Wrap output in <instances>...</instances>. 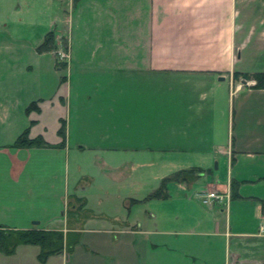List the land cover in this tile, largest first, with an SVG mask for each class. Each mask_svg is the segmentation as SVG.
<instances>
[{
	"label": "crops",
	"instance_id": "0c3cea01",
	"mask_svg": "<svg viewBox=\"0 0 264 264\" xmlns=\"http://www.w3.org/2000/svg\"><path fill=\"white\" fill-rule=\"evenodd\" d=\"M69 5L78 52L74 36L57 34L66 74L51 95L0 71V224L80 240L46 263L40 246L21 244L0 264H264V89L234 77L264 54V0ZM32 102L39 111L27 114ZM63 120L64 146L11 147L28 127L62 143ZM71 153L74 185L70 193L68 177L63 194L53 173L64 156L70 173ZM85 153L89 171L78 163ZM190 169L188 182L168 184V199L145 200ZM206 190L225 198L204 202Z\"/></svg>",
	"mask_w": 264,
	"mask_h": 264
},
{
	"label": "rangeland",
	"instance_id": "374dc122",
	"mask_svg": "<svg viewBox=\"0 0 264 264\" xmlns=\"http://www.w3.org/2000/svg\"><path fill=\"white\" fill-rule=\"evenodd\" d=\"M69 2L70 0H0L1 74L8 75L13 70L17 71L18 76L13 78L16 80V84L26 81L25 84L41 88L46 95L53 93V88L58 85L57 80H60V77L66 74V70L58 71L54 55L58 54L62 58L61 53H68L66 39L60 42L61 38L57 39V34L65 36L67 39H71L74 36L73 51L74 53L75 51L78 52V41H76L78 22L76 13L71 14L74 21L73 18L70 20L68 18L70 11ZM49 32H54L56 36L54 53L50 51L39 52L38 47L43 43L46 34ZM250 43V48L254 49L255 40H250ZM252 58L251 53L248 56L249 61L246 63V67L249 69L247 70L249 71L248 73L264 71V54L259 57L257 62H252ZM4 79L8 81L10 78L5 77ZM91 159V155L85 153L79 156L78 163L83 170L89 171ZM58 167L59 173H53L55 185L58 186L62 183L64 194L68 190H66L64 181L68 183L69 177L68 191L72 193L74 185L72 153L70 155V173L68 174L67 170V156L63 157L62 164L58 165ZM45 183L46 178L44 177L40 180V184L45 185ZM68 209L70 210L69 214H72L71 205Z\"/></svg>",
	"mask_w": 264,
	"mask_h": 264
},
{
	"label": "trees",
	"instance_id": "16d2710c",
	"mask_svg": "<svg viewBox=\"0 0 264 264\" xmlns=\"http://www.w3.org/2000/svg\"><path fill=\"white\" fill-rule=\"evenodd\" d=\"M56 48V36L54 32L46 34L43 43L38 47L39 52L52 51ZM243 77L246 80H253L255 84L251 86L254 89H264V72L241 73L235 72L234 77ZM39 111L37 102H32L26 108V113L31 111ZM34 122H31V125ZM59 135L63 137V142L58 145L48 143L42 136L30 137V127L26 128L14 141L11 147L14 148H31V147H61L64 146L65 139V122L62 121V127ZM195 173L194 169L183 170L172 173L162 179L160 186L145 198L152 199H168V184L170 182H188ZM232 199L239 198L238 184L232 183ZM264 203V202H263ZM79 232H71L65 234L58 229H14L0 224V252L6 255L15 253L16 248L21 244H32L40 246L41 250L38 259L41 263H46L52 255L61 254L63 252L72 253L75 246L79 243Z\"/></svg>",
	"mask_w": 264,
	"mask_h": 264
},
{
	"label": "built area",
	"instance_id": "2783aa9c",
	"mask_svg": "<svg viewBox=\"0 0 264 264\" xmlns=\"http://www.w3.org/2000/svg\"><path fill=\"white\" fill-rule=\"evenodd\" d=\"M67 56V53H61V57ZM204 202H208L210 199L224 200L225 195L218 191L206 190L203 192Z\"/></svg>",
	"mask_w": 264,
	"mask_h": 264
},
{
	"label": "water",
	"instance_id": "95a60500",
	"mask_svg": "<svg viewBox=\"0 0 264 264\" xmlns=\"http://www.w3.org/2000/svg\"><path fill=\"white\" fill-rule=\"evenodd\" d=\"M222 79H223V77H222ZM243 83H244V84H246V83H247V81H245V80H244V81H243Z\"/></svg>",
	"mask_w": 264,
	"mask_h": 264
}]
</instances>
